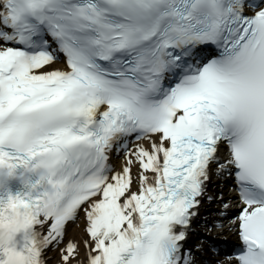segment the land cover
I'll return each mask as SVG.
<instances>
[{"label":"snow or ice","instance_id":"6c2138e0","mask_svg":"<svg viewBox=\"0 0 264 264\" xmlns=\"http://www.w3.org/2000/svg\"><path fill=\"white\" fill-rule=\"evenodd\" d=\"M0 264H264V0H0Z\"/></svg>","mask_w":264,"mask_h":264},{"label":"bare ground","instance_id":"6f19581e","mask_svg":"<svg viewBox=\"0 0 264 264\" xmlns=\"http://www.w3.org/2000/svg\"><path fill=\"white\" fill-rule=\"evenodd\" d=\"M59 66L63 67V65H60V64L56 65V67H59ZM209 207L210 206L206 204L204 209H202V212L204 215H206L208 212H210V211H208ZM70 234H71V237L78 238L80 235H82V225H81V228H77V227L73 226V228L70 229ZM225 236H229V237L234 238V235H225ZM53 255H55V254H53Z\"/></svg>","mask_w":264,"mask_h":264}]
</instances>
